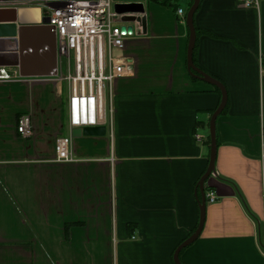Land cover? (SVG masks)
Returning <instances> with one entry per match:
<instances>
[{"label":"crops","instance_id":"1","mask_svg":"<svg viewBox=\"0 0 264 264\" xmlns=\"http://www.w3.org/2000/svg\"><path fill=\"white\" fill-rule=\"evenodd\" d=\"M29 2L0 0V15L9 22L15 8L40 9ZM146 2V34L115 52L134 76L111 87L104 137L69 128L64 83L0 82V264H173L197 228L195 189L220 96L187 71L179 0ZM193 25L195 65L221 82L227 105L215 124V176L205 182L217 199L180 261L264 264V0H201ZM46 41L43 31L21 39L37 48ZM18 49V37L0 38V51ZM14 62L5 67L18 72ZM23 114L30 138L16 132ZM58 138L69 140L73 162L55 161Z\"/></svg>","mask_w":264,"mask_h":264},{"label":"built area","instance_id":"2","mask_svg":"<svg viewBox=\"0 0 264 264\" xmlns=\"http://www.w3.org/2000/svg\"><path fill=\"white\" fill-rule=\"evenodd\" d=\"M132 0H33L27 6L40 8L41 20L47 19L55 36L57 51L55 84L68 86L67 123L70 129H85L103 126L111 130L106 119V107L110 102L111 87L118 79L132 78L134 66L118 58L126 43L136 37L135 25L123 23L115 13L114 6L131 4ZM257 2H245L246 7ZM23 8H27L26 6ZM176 14L184 20L183 11ZM44 26L43 22L40 23ZM133 31L129 32L128 27ZM66 71V75L64 74ZM16 70L0 67V82H23ZM111 114V112H110ZM16 132L24 137L33 136L32 119L23 114L16 121ZM200 141L199 135L195 136ZM264 148V131L262 134ZM69 140H56L58 163H70L74 159L68 150ZM213 192H205L206 204L216 201ZM133 240V238H132Z\"/></svg>","mask_w":264,"mask_h":264},{"label":"water","instance_id":"3","mask_svg":"<svg viewBox=\"0 0 264 264\" xmlns=\"http://www.w3.org/2000/svg\"><path fill=\"white\" fill-rule=\"evenodd\" d=\"M150 2H159L161 0H148ZM201 0H193L192 5L186 12L185 23L188 29V45H187V56H186V67L189 75L201 82H204L213 88H216L220 92V102L216 110L212 113L209 124V143L210 152L208 166L204 174L201 176L197 182L195 189V197L198 202L199 210V221L195 231L184 240L174 251L172 255L173 264H182L180 261V253L191 246L199 238L204 225L205 219V182L211 177L215 176V157H216V119L223 112L227 103V93L224 86L212 78L211 76L205 74L199 68H197L193 63V50L196 41V32L193 25L194 15L200 5ZM8 11V10H7ZM114 11L121 16L120 21L123 23H130L135 25L136 36H144L146 34V17L144 15V6L140 3H131L114 6ZM6 12V11H0ZM13 16V20L5 21L0 15V23H13V24H0V38H14L18 37V54L13 51H0V67L10 66L6 64L7 61H15L12 67L18 68L19 76L25 77H54L56 75V63H57V51L55 44V36L51 29L47 26V19L40 20V10L34 8H15L10 11ZM41 21L44 26L41 28H36L39 26ZM18 25V27H17ZM129 32L133 31V27L127 28ZM43 31L46 33L47 41L44 43L43 47H35L29 44H22L21 39L23 36L30 32ZM14 53V54H12ZM19 55V56H18ZM43 63V64H42ZM83 134L90 137H104L106 134V129L104 127L95 128H85L83 129ZM199 194V198L198 195Z\"/></svg>","mask_w":264,"mask_h":264},{"label":"trees","instance_id":"4","mask_svg":"<svg viewBox=\"0 0 264 264\" xmlns=\"http://www.w3.org/2000/svg\"><path fill=\"white\" fill-rule=\"evenodd\" d=\"M174 0H161V1H159V2H155V3H157V4H160V5H163V6H165V7H168V8H172V6L169 4L170 2H173ZM192 1L193 0H190L189 1V5H188V8H187V10L189 9V7L192 5ZM198 9H199V7H198ZM177 10V9H176ZM186 15V14H185ZM195 16V15H194ZM195 32H196V35H198V34H200V32L197 30V29H195ZM195 46H196V44H195ZM195 46H194V50H193V56H192V59H193V63H194V65H195ZM196 66V65H195ZM197 67V66H196ZM263 68H264V61H263ZM192 78V77H191ZM192 79H194V78H192ZM221 83V82H220ZM214 91L217 93V94H219V96H220V92L216 89V88H214ZM227 105V104H226ZM226 108V107H225ZM225 110V109H224ZM224 110H223V112H224ZM222 112V113H223ZM221 113V114H222ZM198 196V198H199V194L197 195ZM67 228H68V226H67ZM195 231V230H194ZM193 231V232H194ZM192 232V233H193ZM191 233V234H192ZM182 253V252H181ZM180 253V254H181Z\"/></svg>","mask_w":264,"mask_h":264},{"label":"rangeland","instance_id":"5","mask_svg":"<svg viewBox=\"0 0 264 264\" xmlns=\"http://www.w3.org/2000/svg\"><path fill=\"white\" fill-rule=\"evenodd\" d=\"M179 2L181 4L182 8L185 10V14H186L187 10H186V6L184 5V1L183 0H179ZM131 3H140V4H144L145 5L147 2H146V0H132ZM152 3H154V2H152ZM64 74L66 75V71H64ZM64 86H65L64 87V94H65L64 96L66 98L67 95H68L66 83H64Z\"/></svg>","mask_w":264,"mask_h":264}]
</instances>
